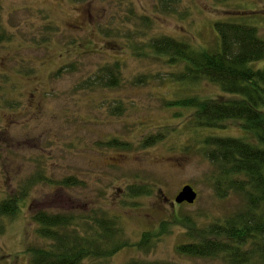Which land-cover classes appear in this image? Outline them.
Segmentation results:
<instances>
[{
	"label": "rangeland",
	"instance_id": "1",
	"mask_svg": "<svg viewBox=\"0 0 264 264\" xmlns=\"http://www.w3.org/2000/svg\"><path fill=\"white\" fill-rule=\"evenodd\" d=\"M0 3L4 38L0 41V201L34 174L50 180L34 185L18 215L5 219L0 264H31L24 254L26 247L47 246L32 220L35 211L90 215L92 208L120 217L123 232L118 240L132 246L106 260L84 264H222L180 257L176 247L185 239L175 219L187 215L210 223L243 205L237 194L220 198L206 183L215 169L204 158L202 140L211 134L252 143L254 137L236 121L225 122L219 130L198 129L192 111L166 106L185 98L233 97L207 81L196 85L172 81L170 75L179 74V67L168 65L166 57L149 49L143 51L145 57H136L133 46L140 48L165 36L215 50L216 21L255 27L264 40V0H182L176 7L161 6L158 0ZM144 15L153 17L151 29L145 27ZM49 24L53 29L47 31ZM115 62L122 65L119 90H81L101 65ZM71 64L75 70L69 68ZM253 65L262 68L264 60ZM117 102L124 103V111L111 116ZM157 133L164 136L163 142L139 149L143 139ZM112 138H121L133 148L106 149L103 143ZM258 146L264 149V144ZM71 177L82 186L58 185ZM136 183L155 186V192L131 199L128 186ZM188 185L197 192V200L192 205L176 204L178 193ZM163 221L170 226L168 234L153 248L140 251L133 246L141 234L157 231Z\"/></svg>",
	"mask_w": 264,
	"mask_h": 264
},
{
	"label": "trees",
	"instance_id": "2",
	"mask_svg": "<svg viewBox=\"0 0 264 264\" xmlns=\"http://www.w3.org/2000/svg\"><path fill=\"white\" fill-rule=\"evenodd\" d=\"M70 1L87 3L91 0ZM213 1L223 3L233 0ZM158 2L161 6L176 7L182 0ZM131 9L130 14L134 16L135 12ZM142 20L147 29L152 28L153 17L144 15ZM52 29L50 24L46 27L47 31ZM99 31L106 34L108 29L99 28ZM213 31L218 41L215 50L194 48L186 42L165 36L153 38L140 48L133 46L136 57H145L143 51L149 49L157 56L166 57L168 65L179 67V74L170 75L172 81L191 85L207 81L233 97H219L215 100L185 98L166 103V106L192 111L193 124L198 129L219 130L223 129L225 122L236 121L254 137V142L249 143L239 138H223L211 134L204 136L203 155L215 169L207 177L206 183L216 196L224 198L234 193L242 197L244 202L232 214L210 223L195 221L187 215L175 219L185 239L176 247V253L187 259L220 261L222 264H264V149L258 146L264 144V67L255 68L253 65L264 60V40L259 37L255 27L244 24L216 21ZM3 39L0 35V41ZM133 39L142 41L141 37ZM69 68L75 70V65L71 64ZM64 70H58L54 76ZM140 78L144 81L147 79L144 76ZM121 83L122 65L119 62L103 64L93 77L84 82L81 90L117 91ZM117 104L119 106L111 107V116H121L124 111V103ZM164 139L161 133L149 135L142 140L139 149L147 150ZM103 146L124 152L133 148L131 143L121 138H112ZM46 181L50 182L45 176L34 174L15 192L0 201V236L6 231L5 219L17 216L33 186ZM58 185L74 188L82 186V183L77 177H71L58 182ZM154 188L145 183L131 184L127 196L131 199L151 196L155 192ZM91 211L90 215L45 210L32 213V220L39 227L38 234L48 244L45 247H26L24 254L29 257L30 263L84 264L87 260H106L132 246L124 240H118L123 232L120 217L102 209L92 208ZM169 228L168 223L163 221L157 231L141 234L139 243L133 246L140 251L149 250L155 241L168 234ZM127 264L148 263L129 261Z\"/></svg>",
	"mask_w": 264,
	"mask_h": 264
},
{
	"label": "water",
	"instance_id": "3",
	"mask_svg": "<svg viewBox=\"0 0 264 264\" xmlns=\"http://www.w3.org/2000/svg\"><path fill=\"white\" fill-rule=\"evenodd\" d=\"M197 192L194 190L191 186H185L183 187L180 192L178 193L177 197L175 198L176 204H189L192 205L197 200Z\"/></svg>",
	"mask_w": 264,
	"mask_h": 264
}]
</instances>
